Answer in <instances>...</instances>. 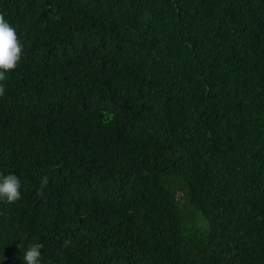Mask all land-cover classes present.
Returning a JSON list of instances; mask_svg holds the SVG:
<instances>
[{"label":"trees","instance_id":"trees-1","mask_svg":"<svg viewBox=\"0 0 264 264\" xmlns=\"http://www.w3.org/2000/svg\"><path fill=\"white\" fill-rule=\"evenodd\" d=\"M0 14L24 46L0 97V174L21 182L0 264L33 243L41 264H264V0Z\"/></svg>","mask_w":264,"mask_h":264},{"label":"clouds","instance_id":"clouds-1","mask_svg":"<svg viewBox=\"0 0 264 264\" xmlns=\"http://www.w3.org/2000/svg\"><path fill=\"white\" fill-rule=\"evenodd\" d=\"M24 46L20 42L15 28L5 19L4 14H0V97L5 95L8 73L15 71L22 59ZM48 178L44 177L41 182V189L37 193L43 196V188L47 185ZM21 182L15 174L4 176L0 174V201L9 204L15 203L21 199ZM70 240L64 242L63 247L67 248ZM43 244H30L24 251V264H41V249Z\"/></svg>","mask_w":264,"mask_h":264}]
</instances>
